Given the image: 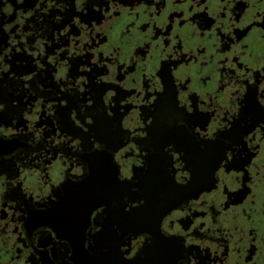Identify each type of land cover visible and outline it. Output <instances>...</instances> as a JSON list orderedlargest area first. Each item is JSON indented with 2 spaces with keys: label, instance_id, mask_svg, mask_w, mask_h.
Listing matches in <instances>:
<instances>
[{
  "label": "clouds",
  "instance_id": "1",
  "mask_svg": "<svg viewBox=\"0 0 264 264\" xmlns=\"http://www.w3.org/2000/svg\"><path fill=\"white\" fill-rule=\"evenodd\" d=\"M31 2L34 6L25 9L29 0H0V40L8 37L7 46L0 47V82L7 77L16 86L0 84V114L9 112L5 101L9 94L23 95L25 104L19 112L9 113L10 125L0 124V139L27 145V149L0 157V161L14 162L16 172L12 177L0 173V264H43L44 253L52 264H74L70 241L61 239L50 226L30 234L27 206L9 198L10 194L19 190L34 208L47 211L59 202L55 193L65 183L80 184L91 175V167L82 157L95 152L112 156L121 184L138 185L135 170L148 171L147 158L155 152L140 143L150 140L149 129L156 122V116L146 115L145 110L155 112L166 94L161 75L165 64L175 98L160 116L161 123L167 128H188L186 114L199 111L207 115L206 127L190 128L202 151L208 143L217 142L221 133L232 131L250 87L257 89V101L264 107V0ZM72 7L77 15L71 23L58 30L50 27L49 18L54 24H63ZM89 8L101 15L99 22L89 24L82 19L89 15ZM201 16L212 21L209 27L202 26ZM18 55L30 57L36 70L22 76L13 72V62L21 63L14 59ZM80 59L86 61L78 69L81 75L73 77L72 61ZM95 69L101 70L96 85L109 86L100 108L92 98L89 75H84ZM49 71L51 83L59 91L41 83ZM118 89L127 94L119 99V105ZM65 96L79 97L81 102L72 109L70 120L84 134H91L98 116L114 119V109H118L122 117L119 130L124 133L121 146L112 149L92 135L91 147L86 150L81 137L65 132L58 115L60 108L69 107ZM11 108L20 109V101L12 100ZM164 153L171 158L169 172L175 183L189 186L193 172L184 159L186 153L177 151L174 144L165 147ZM224 155L212 174L213 186L172 208L160 221L165 238L182 239L186 253L193 250L177 264H202L198 256L208 264H264V123ZM238 158L248 163L232 167ZM146 203L143 199L132 201L127 193L123 196L129 214ZM119 206V202L112 203L113 208ZM107 208L103 205L92 212L84 234L85 250L91 251L96 245L94 238L103 232L97 221ZM113 227L123 236L120 253L124 262L136 261L154 244L149 232L123 235L118 225ZM48 238L52 243L42 246ZM56 251L66 255L58 260Z\"/></svg>",
  "mask_w": 264,
  "mask_h": 264
},
{
  "label": "flooded vegetation",
  "instance_id": "2",
  "mask_svg": "<svg viewBox=\"0 0 264 264\" xmlns=\"http://www.w3.org/2000/svg\"><path fill=\"white\" fill-rule=\"evenodd\" d=\"M127 2L131 3V0H127ZM32 6L34 4L29 0V3L24 7L27 9ZM238 7L241 10L244 8L243 5ZM55 15L56 13L54 12L53 17ZM74 15H77V13L75 8L72 7L65 15L63 24H54L50 18L47 22L50 27L58 30L71 23ZM14 18L15 16H13ZM82 19L90 24L93 20L99 22L102 17L89 8V15L82 17ZM200 19L203 21L202 26L204 27H209L212 23L206 16H201ZM73 32L78 34L75 27H73ZM49 38H52L51 35H49ZM7 39L8 37L5 35L0 40V47L7 46ZM66 43L67 41H65ZM49 51L51 52L52 49ZM14 59L21 62L19 66L13 62V72L18 76L26 75L36 70L31 58L27 55H18ZM85 62L83 59L72 61L71 75L73 77L81 75L78 69ZM99 74H101L99 69H95L91 74H84L89 75L92 98L96 102V108L102 106V97L107 87H109L96 85L95 79ZM161 75L166 83L167 91L165 96H162L155 106V112L145 110L146 115L156 116V122L149 129L150 140L140 142L142 146L147 144L149 148H155V152L150 153L147 158L148 171L143 169L135 170L136 179L140 181L138 185L121 184L117 179L118 171L112 162V156L108 152H95L82 157L91 167V175L80 184H73L71 181L65 183L55 193L59 202L52 203L48 206L47 211H38L30 202L24 199L19 190L10 194L9 198L19 200L27 206L29 219L26 222V227L30 234L39 227L50 226L58 233L61 239L70 241L74 252V264H129V262L122 260L120 245L123 243V236L117 234L114 230V225L119 226L123 235L149 232L154 238L153 246L146 248L140 257L136 261L130 262V264H177L180 259L190 255L193 250H189L186 253L182 239H169L161 234L160 221L162 217L172 208L179 207L181 203L196 197L201 191L210 189L214 183L212 174L219 166L221 160L225 158L226 150L233 144L242 145L243 136L247 135L260 123H264V107H261L257 101V89L250 87L246 100L243 102L241 118L235 122L232 131L221 133L217 142L208 143L207 150L202 151L200 143L192 135L190 128L196 126L206 127L209 120L207 115L201 114L199 111H196L193 115L186 114L188 128H167L166 125L161 123L160 116L171 106L175 98V89L167 64L164 65ZM51 81V71H49L47 80L42 79L41 83L52 87L55 91H59L58 87ZM3 83H8L13 89L16 87L14 82L7 80V77L5 81L0 82V84ZM33 86H35V83H33ZM118 92L117 103L119 105V99L125 98L127 94L119 89ZM64 99L68 100L69 107L58 110L63 130L74 136L81 137L84 140L86 150L91 147L92 135H95L97 140L107 144L112 149L121 146L124 133L119 130V123L122 117L118 109H114L116 113L114 119H109L106 115L98 116L95 127L91 129V134H84L70 120L72 109L78 108L81 102L79 97L65 96ZM195 99L194 96L193 100L195 101ZM12 100L20 101V109L11 108ZM5 101L10 105L9 112L0 114V124L10 125L9 113L19 112L25 107L23 95L17 97L14 93L9 94L5 97ZM89 111H95V109H90ZM47 123L49 126L52 125L51 120L47 121ZM24 124L25 121L21 118L20 126ZM226 141L230 143H226ZM170 144H174L177 151L186 153L184 159L187 161L188 168L193 172V181L187 187L178 186L173 179V174L169 172L171 158L164 153V148ZM20 148L27 149V145L21 143L20 140L8 142L0 139V157L11 154ZM244 150L246 151V146ZM246 163H248V160L238 158L232 167L242 168ZM2 172H7L10 177L14 176L16 174L15 163L12 161H0V173ZM133 187H138L140 191L138 193L132 192L131 189ZM126 193L132 201L146 200V205L139 209H134L130 214L125 212L123 196ZM113 202H119L120 206L113 208ZM103 205L108 206L107 211L97 221L98 224L103 225V232L94 238L96 239L95 247L91 251L85 250L84 234L89 226L91 214L95 209ZM188 224H190V221L185 224L186 228ZM51 243V239L48 238L42 242V246H47ZM105 249L108 251L105 252ZM195 251L198 253V250ZM55 255L60 260L63 259L66 253L61 254L56 251ZM42 257L43 264H52L48 259L47 253L42 254ZM198 258L201 259L202 264H208L205 258L199 256Z\"/></svg>",
  "mask_w": 264,
  "mask_h": 264
}]
</instances>
